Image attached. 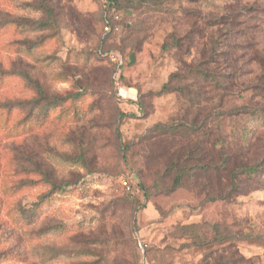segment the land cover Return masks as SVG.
Masks as SVG:
<instances>
[{
	"label": "rangeland",
	"instance_id": "rangeland-1",
	"mask_svg": "<svg viewBox=\"0 0 264 264\" xmlns=\"http://www.w3.org/2000/svg\"><path fill=\"white\" fill-rule=\"evenodd\" d=\"M49 6L0 0V264H135L137 240L149 264H264V0H120L108 36L96 0ZM224 8L236 49L228 70L210 69L218 88L186 66L206 58ZM192 122L190 136L152 130ZM244 123L256 133L241 143ZM219 136L262 172L235 192L225 174L175 186L172 163L196 144L216 160Z\"/></svg>",
	"mask_w": 264,
	"mask_h": 264
},
{
	"label": "trees",
	"instance_id": "trees-1",
	"mask_svg": "<svg viewBox=\"0 0 264 264\" xmlns=\"http://www.w3.org/2000/svg\"><path fill=\"white\" fill-rule=\"evenodd\" d=\"M54 0H39V9L41 11H45L49 17H52L53 9L49 6L53 3ZM57 1V0H55ZM116 9L120 10L119 4L120 0H114ZM60 8V7H59ZM228 9V8H227ZM224 8L222 15L213 18L212 21L209 23L208 26L211 28H217L213 33L209 34L206 37V42L204 45L205 55L206 58L201 62L198 63L196 66H186L189 73L188 75H192L197 80L202 79L203 81H207L212 85L222 87L223 81L219 79L218 73H213L210 69L218 72V70L223 69L228 70V68L233 66L234 61L231 59L232 54L235 53L236 45L232 42H227V40H223L226 33L229 31V28L232 29L236 22L235 15L233 13L227 12ZM60 10V9H59ZM67 14V13H66ZM11 25H16L15 23H6ZM99 24L101 25V17H99ZM210 24V25H209ZM233 34V32H229ZM111 34V33H110ZM194 34V30H189L182 39L177 41V44L181 42L187 41L190 42L191 36ZM109 35V34H108ZM106 35V36H108ZM205 39L204 37H202ZM199 38V39H202ZM202 39V40H203ZM102 52V51H101ZM104 53V51L102 52ZM115 65V64H114ZM210 67V68H209ZM212 67V68H211ZM117 69L120 67L116 66ZM115 70L114 73L116 74L118 70ZM224 75L227 77L229 74L225 72ZM170 81H175L176 83H183L185 78L182 74H173L170 76ZM183 86H177L175 91H182ZM162 91L165 93L172 92V88L169 87L168 84H165L162 87ZM198 98V96H195ZM73 99V98H72ZM65 99H56L54 102L48 103V110L54 108L57 103H63ZM39 102H43L40 100ZM38 104V103H37ZM245 113L250 116L251 122L258 120L259 116H257L255 111L246 110ZM263 120L264 118H259ZM247 123H249L247 121ZM244 123L241 126H236L238 131L235 135L240 136L241 143L250 135H255V130H250L249 125ZM250 124V123H249ZM199 125L197 123H177L172 124L171 126L166 125H156L152 128L153 131L163 132L167 134L173 135L174 133H181L184 136L194 135L199 131ZM234 134V133H233ZM228 145V146H227ZM244 145V144H242ZM196 147L190 150L187 154H183L179 156V159H176V165L172 163L171 167L174 169L176 166L179 168V175L175 178L174 185H180L181 179L187 176L190 180H192L191 176H195L197 179H202L206 185H208V178L211 176H220L225 174L227 176V182L230 186L231 191H237L239 179L244 177L248 180L257 176L262 172L260 164H241L239 162L233 161L231 149L228 148L230 144L225 142L222 136L215 138L212 142V147L216 154V160H213L206 156L205 151L203 150L200 144H196ZM218 146V148H216ZM227 146V147H226ZM192 162V165L185 166L187 162ZM202 183V182H201ZM203 184V185H205ZM64 186H54V191H60L64 189ZM219 262V261H218ZM218 264V263H217ZM219 264H228L227 262H220Z\"/></svg>",
	"mask_w": 264,
	"mask_h": 264
},
{
	"label": "built area",
	"instance_id": "built-area-1",
	"mask_svg": "<svg viewBox=\"0 0 264 264\" xmlns=\"http://www.w3.org/2000/svg\"><path fill=\"white\" fill-rule=\"evenodd\" d=\"M101 17V29L103 35H108L110 33L118 31V24L122 18V13L120 10L116 9L114 0H96ZM98 55L100 57L107 58L113 61L112 53H102L100 50L98 51ZM118 62L112 63L117 65ZM118 65H121L120 63ZM120 184L122 189L125 190L126 193L132 194L133 189L131 188V184L129 179L121 178ZM148 245L141 240H137L136 243V251H137V259L135 264H149L146 259Z\"/></svg>",
	"mask_w": 264,
	"mask_h": 264
},
{
	"label": "crops",
	"instance_id": "crops-1",
	"mask_svg": "<svg viewBox=\"0 0 264 264\" xmlns=\"http://www.w3.org/2000/svg\"><path fill=\"white\" fill-rule=\"evenodd\" d=\"M147 254V253H146ZM146 259H147V255H146ZM148 261V260H147Z\"/></svg>",
	"mask_w": 264,
	"mask_h": 264
}]
</instances>
